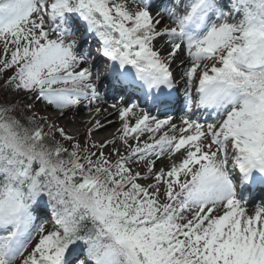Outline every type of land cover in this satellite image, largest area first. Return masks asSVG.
<instances>
[{
    "label": "snow or ice",
    "instance_id": "snow-or-ice-1",
    "mask_svg": "<svg viewBox=\"0 0 264 264\" xmlns=\"http://www.w3.org/2000/svg\"><path fill=\"white\" fill-rule=\"evenodd\" d=\"M0 264H264V0H0Z\"/></svg>",
    "mask_w": 264,
    "mask_h": 264
},
{
    "label": "bare ground",
    "instance_id": "bare-ground-1",
    "mask_svg": "<svg viewBox=\"0 0 264 264\" xmlns=\"http://www.w3.org/2000/svg\"><path fill=\"white\" fill-rule=\"evenodd\" d=\"M88 118V113L87 111H81L79 116L76 117V120H75V123H69L68 124V130L75 133L76 132V128L78 129H81L82 128V125H81V121L83 120H86ZM102 118V117H101ZM113 119H115L113 117ZM119 125L116 124V125H113L112 127L106 129L104 132H101V133H98L97 134V138H102V137H105V136H108L110 138V134L112 132L115 131V128L118 127ZM159 166V165H158ZM257 205L259 204V201L256 202Z\"/></svg>",
    "mask_w": 264,
    "mask_h": 264
},
{
    "label": "rangeland",
    "instance_id": "rangeland-1",
    "mask_svg": "<svg viewBox=\"0 0 264 264\" xmlns=\"http://www.w3.org/2000/svg\"><path fill=\"white\" fill-rule=\"evenodd\" d=\"M76 129H78V128H76Z\"/></svg>",
    "mask_w": 264,
    "mask_h": 264
}]
</instances>
